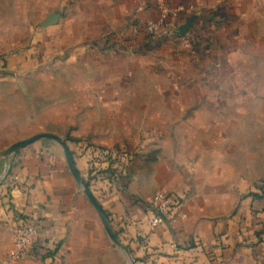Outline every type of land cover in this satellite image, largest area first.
<instances>
[{
  "label": "crops",
  "instance_id": "1",
  "mask_svg": "<svg viewBox=\"0 0 264 264\" xmlns=\"http://www.w3.org/2000/svg\"><path fill=\"white\" fill-rule=\"evenodd\" d=\"M253 4L0 0V178L12 167L0 264L19 223L37 235L16 264H130L56 141L7 155L39 134L66 142L136 264H264V14ZM105 148L131 154L125 169L94 166ZM159 193L173 206L151 232L145 201Z\"/></svg>",
  "mask_w": 264,
  "mask_h": 264
},
{
  "label": "built area",
  "instance_id": "2",
  "mask_svg": "<svg viewBox=\"0 0 264 264\" xmlns=\"http://www.w3.org/2000/svg\"><path fill=\"white\" fill-rule=\"evenodd\" d=\"M157 29L155 25H151L149 30L154 32ZM5 57L0 54V66L3 65ZM131 158V154L127 151L105 148L96 151L92 156V163L95 164H119L125 162L126 165ZM146 208L152 212L153 216L147 221V226L151 232L155 231L164 221V216L172 206L173 202L165 194L159 193L150 197L145 201ZM185 217V216H183ZM37 230L34 226L27 223H19L14 229V245L7 255L3 264H16L25 257L27 252L33 247ZM174 251L179 248L173 244Z\"/></svg>",
  "mask_w": 264,
  "mask_h": 264
},
{
  "label": "water",
  "instance_id": "3",
  "mask_svg": "<svg viewBox=\"0 0 264 264\" xmlns=\"http://www.w3.org/2000/svg\"><path fill=\"white\" fill-rule=\"evenodd\" d=\"M57 18V15H53L49 21H47V23H51V22H54ZM46 23V24H47ZM41 139H51V140H54L56 141L64 150V154H65V157H66V160H67V164L73 174V176L75 177L76 181L83 187L84 189V192L86 194V196L89 198V200L92 202V204L94 205V207L96 208L98 214H99V217L102 221V224L106 230V232L108 233L109 237L112 239V241L114 242V244L123 252V254L127 257L128 261L130 264H136L135 260L133 259L132 257V254L130 252V250L127 248V246H125L120 240L119 238L117 237L116 233L114 232L111 224H110V221L107 217V214L105 213L103 207L100 205V203L97 201V199L94 197L93 193L91 192L90 190V187H89V183L82 177V175L80 174L76 164H75V161L73 159V156L66 144V142L55 136V135H51V134H39V135H36L32 138H29L27 140H24V141H21V142H18L16 144H14L7 152V155H14L16 154L21 148L33 143V142H36L38 140H41ZM11 170H12V167L10 166L8 168V170L5 172V174L0 178V184H3L6 182V180L8 179V177L10 176V173H11Z\"/></svg>",
  "mask_w": 264,
  "mask_h": 264
},
{
  "label": "rangeland",
  "instance_id": "4",
  "mask_svg": "<svg viewBox=\"0 0 264 264\" xmlns=\"http://www.w3.org/2000/svg\"><path fill=\"white\" fill-rule=\"evenodd\" d=\"M253 1L254 0H251V2H252V4H253ZM259 5V6H258ZM252 7V11H253V14L255 13H257V10L260 12V13H262V14H264V0H255V4H253V6H251ZM223 10V9H222ZM225 10V9H224ZM215 18H216V21H219L220 20V17H221V8H218L216 11H215ZM223 14H225V11H224V13ZM226 14H227V12H226ZM256 21H257V19H256ZM151 25H155L156 27L158 26V24H156V23H151V24H149V26H148V29L150 28V26ZM252 25V23L250 24V26ZM150 31V30H149ZM251 32L252 31H254V28H253V26L251 27V30H250ZM176 37H177V40L180 42V45L183 47V46H185V47H189V46H191L192 45V40L194 41V39L193 38H191L190 36H189V33L187 34H184V35H182V34H180V32L179 31H176ZM192 39V40H191ZM251 41H252V43H255L256 42V38H254V36H252L251 37ZM254 47V46H253ZM251 60H253V59H251ZM250 60V61H251ZM125 169V168H124ZM146 226H147V222H146ZM147 228H148V226H147ZM148 230H149V228H148ZM150 231V230H149ZM107 238H109V240L111 241V244L113 243V245H114V248H116V249H118V250H120L115 244H114V242L112 241V239L109 237V235H108V233H107ZM128 248V247H127ZM129 249V248H128ZM130 252H131V250H130ZM131 254H132V252H131ZM132 257H133V255H132ZM123 264H128V262L125 260H123Z\"/></svg>",
  "mask_w": 264,
  "mask_h": 264
},
{
  "label": "trees",
  "instance_id": "5",
  "mask_svg": "<svg viewBox=\"0 0 264 264\" xmlns=\"http://www.w3.org/2000/svg\"><path fill=\"white\" fill-rule=\"evenodd\" d=\"M103 165H107V163H103V164H101V167L103 166ZM95 166V165H94ZM126 167V163L125 162H122L121 163V169H124Z\"/></svg>",
  "mask_w": 264,
  "mask_h": 264
}]
</instances>
